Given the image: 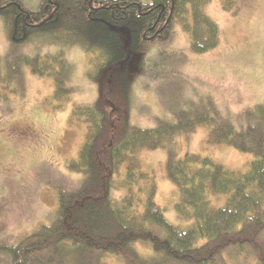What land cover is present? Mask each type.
Instances as JSON below:
<instances>
[{"label": "trees", "instance_id": "1", "mask_svg": "<svg viewBox=\"0 0 264 264\" xmlns=\"http://www.w3.org/2000/svg\"><path fill=\"white\" fill-rule=\"evenodd\" d=\"M208 3L40 0L38 10L29 12L15 0H0L9 42L0 105L10 113V98L24 96L25 66L33 75L51 78L52 100L60 108L71 92V65L63 51L68 47L88 54L92 68H106L168 40L178 22L189 35L191 52L211 51L219 44V29L205 13ZM220 4L223 11H238L236 0ZM28 44L57 51H19ZM198 105L148 129L127 119L113 121L99 106H75L70 121L84 123L86 133L77 159L66 167L82 174L81 183L75 190L57 189L49 225L0 245V264H108V257L122 264H240V258L264 264V106L247 112L256 121L236 130L210 101ZM199 127L208 128L209 145L252 154L248 170L232 171L194 154L179 157L167 146ZM165 147V178L179 192L175 215L192 223L187 229L166 221L154 201V177L142 169V152Z\"/></svg>", "mask_w": 264, "mask_h": 264}, {"label": "rangeland", "instance_id": "2", "mask_svg": "<svg viewBox=\"0 0 264 264\" xmlns=\"http://www.w3.org/2000/svg\"><path fill=\"white\" fill-rule=\"evenodd\" d=\"M15 1L29 12H36L40 5V0ZM236 1L238 11L232 14L222 10L220 0H209L205 13L218 26L219 44L206 53L191 52L189 35L178 22L168 40L154 42L106 68H92L90 56L78 46L63 49L71 65L67 84L71 92L60 108L52 100L51 78L33 75L23 67L24 96L10 98V113L0 105V245L14 244L49 225L57 206V189L75 190L81 183L82 174L66 167L77 159L86 133L84 123L70 121L75 106H99L111 120L127 119L143 129L207 101L236 130L256 121L255 115L248 118L246 113L264 106V0ZM8 47L0 19L2 77ZM19 51L34 55L57 49L28 44ZM208 133V128L199 127L167 146L179 157L194 154L232 171L248 170L252 154L228 145H209ZM166 150L142 152V169L154 177V201L166 221L187 229L192 223L175 215L179 192L165 178ZM218 200L211 198V202ZM107 263L122 264L114 257H108ZM239 263L252 261L240 258Z\"/></svg>", "mask_w": 264, "mask_h": 264}]
</instances>
